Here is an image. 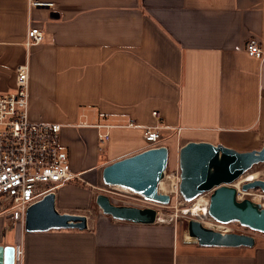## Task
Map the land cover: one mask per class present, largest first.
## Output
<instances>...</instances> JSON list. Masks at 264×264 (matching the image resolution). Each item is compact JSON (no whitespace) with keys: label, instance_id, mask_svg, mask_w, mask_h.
I'll return each mask as SVG.
<instances>
[{"label":"crops","instance_id":"1","mask_svg":"<svg viewBox=\"0 0 264 264\" xmlns=\"http://www.w3.org/2000/svg\"><path fill=\"white\" fill-rule=\"evenodd\" d=\"M30 24L44 39L28 48ZM253 38L264 49V0H0V93L28 61L29 118L62 125L75 174L47 192L89 224L28 232L0 213V264H264V235L254 246H202L175 223L119 220L95 206L107 165L156 147L143 137L155 111L168 172H180L190 141L263 147L264 59L248 54Z\"/></svg>","mask_w":264,"mask_h":264},{"label":"water","instance_id":"2","mask_svg":"<svg viewBox=\"0 0 264 264\" xmlns=\"http://www.w3.org/2000/svg\"><path fill=\"white\" fill-rule=\"evenodd\" d=\"M264 163V145L260 149L239 151L223 144L190 141L179 154V191L183 198L194 201L203 194L210 195L209 216L220 223L239 222L252 231L264 233V205L251 198L240 199V192L260 189L264 179L256 178L237 183L254 166ZM169 169V148L150 147L134 155L114 161L103 170V181L108 186H119L141 195L146 201L169 205L170 194L159 190ZM97 205L115 219L136 223H154L158 220L155 207H140L114 203L110 196L99 193ZM86 214L61 212L56 207V193L49 191L32 203L26 212L25 230L28 232L52 229H87ZM189 238L202 246H254L252 234L223 232L205 226L199 219L188 223Z\"/></svg>","mask_w":264,"mask_h":264},{"label":"built area","instance_id":"3","mask_svg":"<svg viewBox=\"0 0 264 264\" xmlns=\"http://www.w3.org/2000/svg\"><path fill=\"white\" fill-rule=\"evenodd\" d=\"M31 5L52 7L54 3L31 1ZM43 39L44 31L30 24L26 46L29 48L39 44ZM246 50L249 55L264 59V49L257 39H251ZM29 73V62L20 64L16 69L15 88L0 93V213L22 223H25L28 207L47 193L48 188L75 178L68 153L60 143L62 125L32 121L29 118ZM153 115L158 122L146 126L143 137L147 144L158 146L162 139L163 125L159 122L161 113L155 111ZM132 125L134 124H129ZM180 130L181 127H178L177 131ZM108 137V133L101 134L100 140L104 141ZM165 180H172L171 183L175 187V192L170 195L182 198L179 191V171L167 172ZM202 197L208 208L210 195L203 194L198 198ZM157 210L160 219V210ZM21 255L22 248L18 246L17 261H20Z\"/></svg>","mask_w":264,"mask_h":264},{"label":"rangeland","instance_id":"4","mask_svg":"<svg viewBox=\"0 0 264 264\" xmlns=\"http://www.w3.org/2000/svg\"><path fill=\"white\" fill-rule=\"evenodd\" d=\"M263 178L264 179V163L254 166L247 174L240 179L237 183V187L240 188L241 184L252 179ZM169 185L166 181L161 184L162 192H170ZM102 193H106L110 196L111 200L116 204L124 205H137L146 206L152 203V206L160 210L161 222H172L178 225L184 232L188 234V223L192 218L199 219L205 226L213 227L223 232H239L252 234L255 237L258 235H264L262 232L252 231L250 228L241 225L239 222H230L227 224L217 222L213 220L209 215L205 213V201L203 197L199 200L191 202L186 201L183 196L182 198L173 197V201L169 205H161L153 202L143 200L140 195L133 193L121 187H114L103 185V188L98 190ZM175 192V191H174ZM174 192H171L173 194ZM240 199L251 198L254 201L260 202L264 205V192L260 189H251L247 193L240 192ZM96 207L99 208L97 203ZM100 209V208H99Z\"/></svg>","mask_w":264,"mask_h":264},{"label":"bare ground","instance_id":"5","mask_svg":"<svg viewBox=\"0 0 264 264\" xmlns=\"http://www.w3.org/2000/svg\"><path fill=\"white\" fill-rule=\"evenodd\" d=\"M171 181H172V180H171ZM171 181H169V182H168L169 185H167V186H169V191H170V192H167V194H171V192H174V191H175V187H174V185L171 183ZM163 182L166 183V180L163 181ZM163 182H162V183H163ZM162 183H161V184H162ZM161 184H160V187H161ZM160 187H159V190L161 191ZM161 192H162V191H161ZM164 193H165V192H164ZM199 199H200V198H197V199H195V200H199ZM207 205H208V204H207V202L205 201V204H204V206H205V213H206L207 215H209V214H208V208H207ZM160 220L162 221V218H161V217H160Z\"/></svg>","mask_w":264,"mask_h":264}]
</instances>
